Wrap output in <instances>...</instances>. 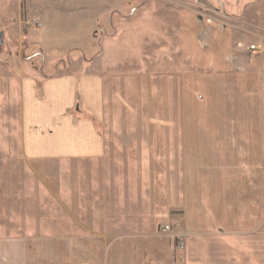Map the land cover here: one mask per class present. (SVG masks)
Wrapping results in <instances>:
<instances>
[{
    "label": "crops",
    "instance_id": "0c3cea01",
    "mask_svg": "<svg viewBox=\"0 0 264 264\" xmlns=\"http://www.w3.org/2000/svg\"><path fill=\"white\" fill-rule=\"evenodd\" d=\"M202 1L208 8L239 15L257 0ZM79 20V28L87 25L93 31L81 30L76 60L52 64L48 71L56 74L28 77L25 96L16 102H22L28 121L27 141L22 144L27 166L33 167L36 158L74 161L80 177L89 163L94 166L102 160L110 166L125 152L128 163L140 166L144 175L151 167L157 182L162 181L163 128L155 126L148 144L142 138L145 134L131 126L136 117L131 116L130 103L138 97V87L123 76L118 77L121 93L116 91V80L105 75L113 70L112 64L95 62L98 19ZM178 29L188 70L178 77L177 128L172 135V147L179 153L177 228L163 234L158 230L162 225L155 222L147 229L123 230L78 223L71 231L52 227L50 233L37 234L34 226L27 225L20 232L4 218L11 205L1 180L11 173L6 169L19 167V162L0 161V264H260L223 256L210 243L200 251L203 242L196 239L264 237V71L249 51L245 57L236 56L241 47L222 23L202 17L180 19ZM127 66L113 65L118 69L114 71ZM122 105L127 118L117 112ZM121 120L124 133L119 146L110 140ZM130 181L127 176L126 182ZM176 235L185 242L183 251L175 247Z\"/></svg>",
    "mask_w": 264,
    "mask_h": 264
},
{
    "label": "rangeland",
    "instance_id": "374dc122",
    "mask_svg": "<svg viewBox=\"0 0 264 264\" xmlns=\"http://www.w3.org/2000/svg\"><path fill=\"white\" fill-rule=\"evenodd\" d=\"M203 3L202 0H0V161L19 162V167L6 169L11 173L1 179L10 197L9 216L4 217L7 223L18 226L20 232L27 225L34 226L37 234L50 233L47 230L52 227L71 231L78 223L112 230L142 226L147 229L154 222L177 224L179 153L172 147V135L177 128L178 77L188 70L179 48L180 19L202 17L227 26L235 35L234 44L241 47L235 52L237 57L246 56L248 45L264 43V0H257L239 15L229 14L221 7L208 8ZM79 19H98L94 29L99 58L95 62L112 64L113 70L105 75L116 80V91L121 93L118 77L123 76L131 77L133 87H138V97L131 98L130 103L131 116L136 117L131 126L137 133L145 134L142 138L148 144L152 143L150 134L155 133V126L163 128L162 181L157 182L151 167L144 175L140 166L130 162L129 165L125 152L112 160L110 166L102 160L94 166L89 163L80 177L77 172L80 168L74 161L36 158L32 159L33 167L27 166L29 158L22 144L27 141L28 121L22 113V102H16L25 96L28 77L41 79L42 74H56L48 71L52 64L76 60L75 46L81 30L93 31L87 25L79 28ZM255 57V63L264 71V57ZM115 64L129 67L117 71ZM43 65L47 72L41 70ZM122 107L117 112H122L121 118L124 115L127 118L126 106ZM156 117L162 121L157 122ZM123 124L119 121L117 135L110 140L119 146ZM16 145L19 150L13 151ZM127 176L133 180L129 184ZM160 186L163 197L159 195ZM196 240L203 242L200 251L210 243L223 256L248 262L254 259L264 264L262 234L205 236Z\"/></svg>",
    "mask_w": 264,
    "mask_h": 264
},
{
    "label": "built area",
    "instance_id": "2783aa9c",
    "mask_svg": "<svg viewBox=\"0 0 264 264\" xmlns=\"http://www.w3.org/2000/svg\"><path fill=\"white\" fill-rule=\"evenodd\" d=\"M33 24L39 26L37 21H33ZM246 48L251 54L264 57V43L250 44ZM177 226L178 225L177 224L175 225V223L172 224V226L169 224H164L160 227V232L163 234H168L171 232L173 227H177ZM175 247L178 251H183L185 248L184 241L181 238H179L177 235H176Z\"/></svg>",
    "mask_w": 264,
    "mask_h": 264
},
{
    "label": "water",
    "instance_id": "95a60500",
    "mask_svg": "<svg viewBox=\"0 0 264 264\" xmlns=\"http://www.w3.org/2000/svg\"><path fill=\"white\" fill-rule=\"evenodd\" d=\"M0 37H1V33H0ZM0 43H1V39H0Z\"/></svg>",
    "mask_w": 264,
    "mask_h": 264
}]
</instances>
